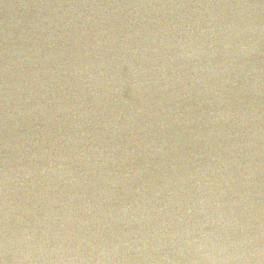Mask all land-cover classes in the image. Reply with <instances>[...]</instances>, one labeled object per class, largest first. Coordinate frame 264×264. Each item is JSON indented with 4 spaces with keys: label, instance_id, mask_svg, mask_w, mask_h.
<instances>
[{
    "label": "water",
    "instance_id": "water-1",
    "mask_svg": "<svg viewBox=\"0 0 264 264\" xmlns=\"http://www.w3.org/2000/svg\"><path fill=\"white\" fill-rule=\"evenodd\" d=\"M0 264H264V0H0Z\"/></svg>",
    "mask_w": 264,
    "mask_h": 264
}]
</instances>
